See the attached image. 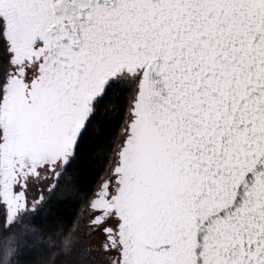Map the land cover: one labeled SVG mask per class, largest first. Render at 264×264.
<instances>
[{"label":"snow or ice","instance_id":"snow-or-ice-1","mask_svg":"<svg viewBox=\"0 0 264 264\" xmlns=\"http://www.w3.org/2000/svg\"><path fill=\"white\" fill-rule=\"evenodd\" d=\"M58 193L82 259L264 264V0H0V229Z\"/></svg>","mask_w":264,"mask_h":264},{"label":"trees","instance_id":"trees-1","mask_svg":"<svg viewBox=\"0 0 264 264\" xmlns=\"http://www.w3.org/2000/svg\"><path fill=\"white\" fill-rule=\"evenodd\" d=\"M99 139L101 143L86 148L79 157L78 166H74L72 174L77 176L80 188L86 187L87 182L95 178L93 169L99 167L104 156L103 134ZM74 195L65 197L58 193L54 197L55 212L51 217L26 223L10 264H79L77 258L64 249L80 212L79 206L73 202Z\"/></svg>","mask_w":264,"mask_h":264},{"label":"rangeland","instance_id":"rangeland-1","mask_svg":"<svg viewBox=\"0 0 264 264\" xmlns=\"http://www.w3.org/2000/svg\"><path fill=\"white\" fill-rule=\"evenodd\" d=\"M15 220L16 222L12 224L6 233L0 231V264L11 263L12 257L16 252V246L20 241V236L23 234L21 231L26 224L22 222L20 217H15ZM9 223H11V220ZM97 243V239L90 236V232L86 228V221H82L79 216L65 243L64 249L66 253L77 258L79 264H104L103 252L95 253V258L82 259L80 256V250L83 247L95 248Z\"/></svg>","mask_w":264,"mask_h":264}]
</instances>
